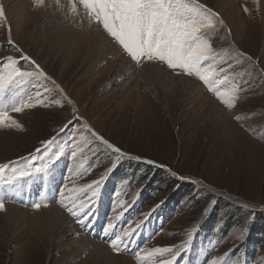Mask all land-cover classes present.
I'll list each match as a JSON object with an SVG mask.
<instances>
[{
	"label": "rangeland",
	"instance_id": "rangeland-1",
	"mask_svg": "<svg viewBox=\"0 0 264 264\" xmlns=\"http://www.w3.org/2000/svg\"><path fill=\"white\" fill-rule=\"evenodd\" d=\"M14 1L0 0L5 12L0 18V62L11 57L21 71H32L34 66L21 59L28 56L47 78L34 76L0 101V112L8 117L0 125V165L6 166L0 174V200L5 206L0 211V264H100L90 258L98 245L117 257L119 264L124 262L121 257L133 264H163L171 260V253L154 250L175 251L177 247L183 248L178 264H264L261 0H235L237 14L229 11L228 19L221 13L220 0H198L224 22L208 37L215 59L205 61V66L212 73L210 80L216 81L213 87L225 99L231 102L238 94L234 108L227 107L197 77L173 71L162 62H152L159 76L149 77L144 71L149 62L137 65L132 61L102 25L90 20L80 0H56L55 5H63V12L69 11L68 5L78 6V18L86 19L88 27L95 26L125 60L115 62L103 54L86 60L84 54L75 58L73 52L61 50L56 33L71 28V18L54 14L51 0L42 4L17 0L21 3L14 14L26 12L27 24L23 33H16L21 22L9 11ZM7 67L3 63L0 75ZM237 88L238 93L234 92ZM20 103L32 106L19 113L11 111ZM53 137L49 147L53 152L63 148V154L46 171L21 177L26 166H41L42 160L31 161L30 154ZM97 137L127 155L117 160V154ZM21 157L31 164L26 165ZM121 166L123 172L118 171ZM154 169L162 172L153 176ZM134 173L143 179L129 187ZM102 176L98 198H90L87 185L95 186ZM36 177L57 181L50 191L42 182H30L19 200L7 192ZM37 203L39 209L34 207ZM10 204L26 210L18 211L17 221L11 223L7 220ZM50 206L70 221L67 235L60 244L45 238V248L37 249L31 246L30 234H38L36 224L43 222L42 211ZM203 222L208 224L202 229ZM223 230L226 233L220 236ZM117 237L118 251L113 248ZM80 241L85 243L79 250ZM197 243L206 244L212 253L202 252Z\"/></svg>",
	"mask_w": 264,
	"mask_h": 264
},
{
	"label": "snow or ice",
	"instance_id": "snow-or-ice-1",
	"mask_svg": "<svg viewBox=\"0 0 264 264\" xmlns=\"http://www.w3.org/2000/svg\"><path fill=\"white\" fill-rule=\"evenodd\" d=\"M35 2L42 4L43 0H35ZM80 2L87 10L90 20L102 25L107 34L137 65L142 62H162L173 71L180 69L188 76L197 77L210 90L215 91L217 98L227 107L234 108L236 106V101L239 99L238 94L232 96L231 102L225 99L224 93L213 87L216 81L210 80L212 73L205 66V61L215 59L208 37L217 27L224 26L219 14L211 8H207L198 0H80ZM245 11H248L247 8ZM4 17V8L0 5V18ZM9 43H12L11 39H9ZM238 55L252 61L250 56H245L243 53ZM21 59L29 61L34 66L33 70L21 71L17 61L11 57L0 62V67H3V63L8 66L7 70L0 75V101L3 100L7 92L34 76L47 78L40 66L30 57L22 55ZM239 91L238 88L234 89L236 93ZM36 95L40 97L42 93L37 91ZM31 106V104L24 103H20L19 106L14 104L11 111L19 113L25 107ZM5 119H8L6 112H0V125H3ZM12 123L23 130V126L18 122L12 121ZM97 138L117 154V160L127 155L119 147L108 141H103L102 137ZM54 139L55 137L42 141V146L37 147L34 154H30L31 161L42 160L41 166L34 168L26 166L19 173L21 177L31 176L33 172L46 171L53 160L63 154V148L53 152L49 147L53 145ZM50 153L51 155H49ZM71 155L75 157V151ZM43 157H48V159L43 160ZM21 160H24L26 165L31 164L28 158L21 157ZM147 163L154 164L155 162L147 161ZM5 167V165H0V174L4 173ZM79 167H84L83 162L79 164ZM68 171L72 172L73 169L69 168ZM172 175L176 174L172 173ZM103 179L102 176L96 180L95 186L87 185V188L91 190L90 198H98ZM34 207L39 209L41 205L37 203ZM3 210H5L4 202L0 200V211ZM72 214L76 215L75 212ZM108 227L110 228L111 224ZM105 231L107 232V229ZM119 242V237L113 242V248L117 251L116 246ZM154 251L171 253V260H165L163 264H178V258L182 259L183 248L177 247L175 251L169 248H157Z\"/></svg>",
	"mask_w": 264,
	"mask_h": 264
},
{
	"label": "bare ground",
	"instance_id": "bare-ground-1",
	"mask_svg": "<svg viewBox=\"0 0 264 264\" xmlns=\"http://www.w3.org/2000/svg\"><path fill=\"white\" fill-rule=\"evenodd\" d=\"M55 1L56 0H51V2L53 3V13L54 14L58 13V15L62 13V15H64L65 18H67V20H69L71 18V21L69 20L70 22H68V23L72 24L71 28L63 29L62 32L56 33L57 35L55 38H58L57 40L60 42L61 47L60 46L59 47L61 48V50L66 49L70 53L73 52V54H74L73 57H75V58L84 54V57L86 60L97 58L98 56H100L102 54L104 55V57L105 56H112V58L115 59V62L124 59L123 55L118 50V48L113 47V46H109V43H108L107 39L105 38V36L101 32H99L98 29L95 28V26L94 27L93 26L88 27L86 25V23H87L86 19H83V21H82L81 19L78 18V15H77L78 13L75 12V9H76V11L79 10L78 6L74 5L75 9L69 8L68 7L69 5L67 6V8H65V9H69V11L72 12L71 17H70L69 11L63 12L64 6L62 5L61 7L60 6L56 7ZM220 2L222 4L221 5V7H222L221 13H223V15L227 19H228L227 15L231 14L230 12H232V11H233V15L237 14V12L235 11V9L237 7V3L235 2V0H220ZM10 3L12 5L10 10H9L11 15L14 18L15 17L18 18L21 22V23H19V27L15 28L16 33H20L23 30H25L24 29L25 24H27V23H25L26 22V17H25L26 12L24 11L25 14H23V12L16 11V13L14 14L15 10H17L20 7L19 5L21 2H17V0H15L14 2H10ZM260 3H261V11L263 14V20H264V0H261ZM22 5H21V7H23ZM24 10H26V8ZM61 18H62V16H61ZM229 19L232 20V17ZM64 20H66V19H64ZM91 25H93V24H91ZM60 48H58V49H60ZM68 55H69V53H68ZM68 58L70 59V56ZM78 59H80V58H78ZM113 65H114V63H113ZM156 69H157V66L153 65L152 62H149L147 65V68H145L144 71H146V74L149 77L157 78V76H159V74L157 73ZM53 178H55V176H53ZM56 181H55V179H45V180L41 181L36 177L35 179L32 178L30 180H27L26 183H22L19 187L8 188L7 192L9 194H11V192H13L14 198L19 200L21 198V195H19V194L25 188V186L27 185L28 182H34V183L42 182L46 186V188L50 191L49 188L54 187ZM8 207L10 208L9 212L7 214V220L9 221V223H11L12 221H17L18 211L26 212V210H24V208L19 207L17 205L10 204ZM42 212L45 213L44 216L41 217L43 222L36 224L39 227L38 234H35V231H32L30 234L31 236H33L32 237L33 240L31 241V246H36L37 249H40V247L45 248L44 244L46 243V241H45L46 239H49L51 241L57 240L58 241L57 244H60L61 242L63 243L65 241V238L67 235V230H68L67 225H70L69 224L70 221L68 220V218L64 215V213L61 210L56 209L55 206H50L49 208H47V210L45 208V210ZM23 222H24V220H23ZM72 227H73V225H72ZM20 228H21V226H20ZM26 232H27V230H26ZM20 233H22V232H20ZM84 241H86V240L84 239ZM37 242H38V244H37ZM87 242L91 244L90 241H87ZM80 243H81V241H80ZM39 244L41 246H38ZM82 245L80 246L79 250L82 249V247H84V245L83 246ZM91 251L92 252L90 253V258H92L93 261H95V262H99L100 264L101 263L102 264H112L109 262V259H111L113 261V264H119V263H117L118 262L117 257L115 258L113 256H110L109 253L106 251V248L103 245H98V246L94 247L93 250H91ZM79 256L81 257V255H79ZM121 258L124 260V262L121 261L120 264H133L131 262V260H129V259L124 258V257H121Z\"/></svg>",
	"mask_w": 264,
	"mask_h": 264
},
{
	"label": "trees",
	"instance_id": "trees-1",
	"mask_svg": "<svg viewBox=\"0 0 264 264\" xmlns=\"http://www.w3.org/2000/svg\"><path fill=\"white\" fill-rule=\"evenodd\" d=\"M134 164L136 165V164H138V165H141V163H139V161L138 162H134ZM138 165H136V166H138ZM146 168H151V167H148L146 164L144 165ZM153 168H155V167H153ZM123 170H124V166L122 167H119V169H118V171L119 172H123ZM134 169L132 168V171H133ZM151 170V169H150ZM134 172V171H133ZM153 176H156L157 174L159 175L162 171H160V170H158V169H154L153 171ZM130 178V180H131V182H132V184L131 185H129V187H132L133 185H135V184H137V183H139L142 179H143V177L141 176V175H139L138 173H134L131 177H129ZM119 182H117L116 181V184H118ZM149 190V189H148ZM145 191H142V193H144ZM146 195V194H145ZM212 220H215L214 218L213 219H210L209 220V222H211ZM208 224V222H206V223H204L203 222V227H202V229L203 228H205V226ZM226 233V230H223L222 231V233H220L219 232V235L221 236V234H225ZM222 236H225V235H222ZM220 239H223V238H220ZM197 246L202 250V252H204V251H206V252H210V253H212V249L209 247V246H207L206 244H203V245H200V244H198L197 243ZM207 246V247H206Z\"/></svg>",
	"mask_w": 264,
	"mask_h": 264
}]
</instances>
